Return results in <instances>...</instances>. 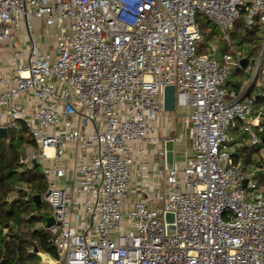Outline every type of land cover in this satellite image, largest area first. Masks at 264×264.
I'll use <instances>...</instances> for the list:
<instances>
[{"label":"built area","instance_id":"built-area-1","mask_svg":"<svg viewBox=\"0 0 264 264\" xmlns=\"http://www.w3.org/2000/svg\"><path fill=\"white\" fill-rule=\"evenodd\" d=\"M198 15L227 44L221 60ZM242 16L261 39L254 59L231 39ZM0 55L10 70L0 72V129L26 130L21 164L41 167L55 220L45 230L57 258L38 253L42 264H264V170L237 164L229 135L242 124L260 145L264 92L245 99L225 86L236 70L264 86V0H0ZM168 86L184 113V158L177 139L156 134L176 120L164 111ZM151 153L164 187L150 195Z\"/></svg>","mask_w":264,"mask_h":264},{"label":"trees","instance_id":"trees-1","mask_svg":"<svg viewBox=\"0 0 264 264\" xmlns=\"http://www.w3.org/2000/svg\"><path fill=\"white\" fill-rule=\"evenodd\" d=\"M203 18L207 22L201 26ZM197 22L205 42L213 41L216 38L215 27L207 37L203 33L212 23L203 15H198ZM231 39L237 46L252 45L254 52L258 53L261 40L258 30H249L243 16L235 24ZM200 51L204 52L205 47ZM257 105H264V99L259 97ZM260 139V145L244 149L242 157L247 164L254 165L253 157L260 156L255 166L264 170V135ZM32 146L25 129L10 131L7 139H0V264H40L37 252L57 258L56 249L49 242L50 234L45 230L47 219L52 216L51 209L46 203L35 201L36 196L42 197L47 190L41 167L27 170L21 164L27 148ZM259 184L264 185V177Z\"/></svg>","mask_w":264,"mask_h":264},{"label":"crops","instance_id":"crops-1","mask_svg":"<svg viewBox=\"0 0 264 264\" xmlns=\"http://www.w3.org/2000/svg\"><path fill=\"white\" fill-rule=\"evenodd\" d=\"M36 24L38 25L41 29V27H43L44 25L40 22V21H37V20H33L32 24ZM25 35V31H22L20 33V40L22 41L23 37ZM218 39V37H217ZM219 41V40H218ZM210 43H213V42H210ZM214 44V43H213ZM218 47H219V50L218 52L216 53V57L221 60L223 54L228 50L227 47L225 46H222V44L218 43ZM240 47L244 49V46H237V44L234 43V48L235 49H239ZM247 51V50H245ZM249 57L253 58L256 57V53L254 52V50L252 51H247ZM8 61V57H3L0 55V62L2 63V66L3 68H0V72H4V73H9V67L7 65V62ZM244 70H242L241 72H239V70H236V71H233L232 72V75L230 77V79L227 81L226 83V88L230 91H235L241 95H244L246 97V99L248 98H251V97H257V95L260 93V92H264V86L262 88H257L255 85L253 87V90L251 91L250 95H248V92L250 90V88L252 87L251 83L250 85L247 87L246 90L243 91V85L242 83H240L238 80H237V75L241 74ZM258 107L260 108H264V105H257ZM184 114V113H183ZM184 117V115H183ZM182 117V119H183ZM164 120V121H163ZM161 120L157 127H158V131H157V136L159 137V133L162 132V129H163V124L164 122H166L165 119ZM229 135L230 137L234 140V143L232 145V150H233V153H234V158H235V161H237L238 159V162H236L237 164H241V165H245L247 166L248 168H251L253 169L255 166V164L259 163L260 161V156H255L253 157L252 161L254 163V165H249L246 163V160L244 157H242L243 155V151L244 149H252V147H250L249 143H248V140H249V137L248 135H246L243 131H242V124H238V127H236V129L234 130H231L229 132ZM159 138H164V137H159ZM171 139V138H169ZM174 139H177V143H176V151H177V146L178 144L180 143L181 139L179 138H174ZM187 145V144H186ZM178 153V152H177ZM68 155L69 157H72V152L69 150L68 152ZM179 155V154H178ZM180 156V155H179ZM146 164H147V167L149 168V175L147 176L148 178V182H147V191L150 192V195L152 194L153 190L157 187H164V179H163V174H162V163L158 162L156 160V158L152 155V153L149 155V158L148 160L146 161ZM139 166H140V163H137L136 165V173H135V176H134V183H133V186H132V190L133 191H136L137 189V184H138V180H139V173H138V169H139ZM262 177L258 178V182L259 180L261 179ZM263 188H264V185H261ZM52 212V211H51ZM41 254V253H40ZM37 255H38V252H37ZM42 256H46L44 254H41ZM49 257V256H47ZM40 264L41 263V259H40Z\"/></svg>","mask_w":264,"mask_h":264},{"label":"rangeland","instance_id":"rangeland-1","mask_svg":"<svg viewBox=\"0 0 264 264\" xmlns=\"http://www.w3.org/2000/svg\"><path fill=\"white\" fill-rule=\"evenodd\" d=\"M206 22L207 21L203 18L202 23L200 22L201 26H203V24H205ZM38 27L39 26L36 25L35 23L33 24L34 33L37 34V35H40L43 32V30H42V27H41V29L38 28ZM212 27L214 28L215 26L212 24L211 26L209 25L208 27H206L203 30V33H204V35L206 37L210 33V30H211ZM43 29H44V27H43ZM215 30H216V38L213 41H211V42H213L214 45L218 46V43H219V41H218L219 40V31H218V29L216 27H215ZM217 37H218V39H217ZM30 43L31 42H29V44ZM220 43L222 44V46L227 47V44L226 43H224V42H220ZM243 46H244V49L247 50V51H252L254 49V47H252V45H249V44H244ZM24 49H25V47H24ZM44 49H46V48H43L42 47L41 48V52H44ZM52 50H53V47H52V45H50L48 51H52ZM46 51H47V49H46ZM261 51H262V46L260 47V45H259V49H258V53H256L257 54L256 57H258L261 54ZM256 57H254V58H256ZM252 64H253V62L251 63V65ZM0 68H3L1 62H0ZM237 80L240 83H242V85H243V91H244V90L247 89V87L250 85V83L252 81V74L249 71H243L241 74L237 75ZM173 114L176 117V120H172L171 119V120H168V121L162 123L163 124V129H162V132L159 133V137L171 138V139L172 138H179V139H181L180 143L177 146V152L180 155V157H183L186 154V149H187L186 141L183 138L185 136V132L183 130V119H182V117H183L184 114L179 109H177ZM31 148L32 147H28L27 150H30L31 151ZM51 217H49L47 219V221ZM46 225L48 226V222H46Z\"/></svg>","mask_w":264,"mask_h":264},{"label":"water","instance_id":"water-1","mask_svg":"<svg viewBox=\"0 0 264 264\" xmlns=\"http://www.w3.org/2000/svg\"><path fill=\"white\" fill-rule=\"evenodd\" d=\"M248 61L244 60L241 63L242 69L246 68ZM164 111L166 113H174L176 111V93H175V87L174 86H168L165 88V95H164ZM8 138V131L6 129H0V139H7ZM166 149V167L167 169H172L174 165V159H175V142L174 140H169L165 144ZM32 164L37 167V161L34 160ZM244 185H247V181L244 182ZM35 201L40 204L41 203V197L36 196ZM48 226L50 227L54 224L55 220L53 217H51L48 221ZM166 222H167V230L169 234H172L175 230L174 227V215L173 214H167L166 215ZM37 252V250H36Z\"/></svg>","mask_w":264,"mask_h":264}]
</instances>
